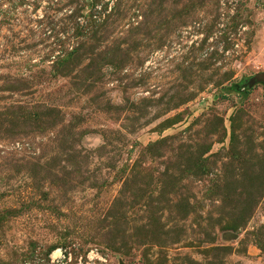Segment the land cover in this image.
<instances>
[{"label": "rangeland", "instance_id": "obj_1", "mask_svg": "<svg viewBox=\"0 0 264 264\" xmlns=\"http://www.w3.org/2000/svg\"><path fill=\"white\" fill-rule=\"evenodd\" d=\"M264 0H0V264H264Z\"/></svg>", "mask_w": 264, "mask_h": 264}, {"label": "water", "instance_id": "obj_2", "mask_svg": "<svg viewBox=\"0 0 264 264\" xmlns=\"http://www.w3.org/2000/svg\"><path fill=\"white\" fill-rule=\"evenodd\" d=\"M255 78H257L258 80H262L264 82V73L258 74L257 76H255Z\"/></svg>", "mask_w": 264, "mask_h": 264}]
</instances>
